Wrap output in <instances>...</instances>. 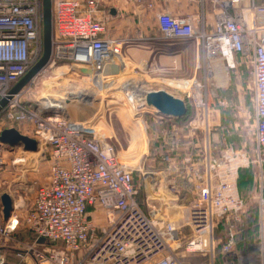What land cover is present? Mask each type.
I'll list each match as a JSON object with an SVG mask.
<instances>
[{
  "label": "built area",
  "instance_id": "obj_1",
  "mask_svg": "<svg viewBox=\"0 0 264 264\" xmlns=\"http://www.w3.org/2000/svg\"><path fill=\"white\" fill-rule=\"evenodd\" d=\"M115 1L153 12L164 40L192 38L202 49V70L208 74L213 59L234 69L238 58L252 57L256 143L264 164V0H198L199 4L210 2L216 10L212 26L160 9L157 0ZM52 7L54 47L49 64L65 62L90 69L94 73L87 76L95 80L114 77L104 73L111 64L123 70L128 39L113 31L123 8L105 0H52ZM42 52V0H0V103L7 99L0 106V124L4 119L10 124L29 122L38 147L47 149L49 167L48 181L37 187L24 215L13 203L11 215L5 219L0 194V264H215L217 222L247 202L236 191L234 175L239 166L233 157L220 159L214 183L209 174L194 179L197 197L188 219L169 220L170 215L161 214L163 205L175 204L180 191L177 181L169 180L168 170L158 172L154 181L147 176L153 199L140 200L135 182L138 162L123 161L92 125L39 115L23 100L25 88L9 98L13 86ZM162 80L174 87L171 81L183 84L195 78ZM204 98L197 100L196 108L206 105ZM8 128L0 126V136ZM172 132L169 145L178 148L181 138L175 129ZM2 144L0 141V170L4 165ZM171 159L163 158L169 164ZM260 200L263 205L264 197ZM154 208L161 212L154 214ZM21 218L33 239L19 237ZM41 238L45 242H39ZM234 250L233 239L222 248L228 254Z\"/></svg>",
  "mask_w": 264,
  "mask_h": 264
},
{
  "label": "rangeland",
  "instance_id": "obj_2",
  "mask_svg": "<svg viewBox=\"0 0 264 264\" xmlns=\"http://www.w3.org/2000/svg\"><path fill=\"white\" fill-rule=\"evenodd\" d=\"M105 1H112L124 10L113 23L116 35L128 39L124 53L143 47L152 50L155 44L163 40L155 24L153 12L144 11L123 1ZM174 3L177 4V9H191L189 1L187 6L183 1L176 0ZM223 63L220 59H213L211 74L201 69L195 82H184V87L176 86L174 82L173 87L152 74V61L144 70L147 72H142L138 62L127 57L126 66L121 69L120 74L98 80L84 75L77 66L57 62L45 67L25 87L23 100L40 104L46 100L45 97L88 92L87 101L91 108L84 111L74 106L71 112L76 113L75 116L87 115V122L99 134L107 137L123 161L135 165L138 162V167H135V182L142 188L143 201L148 199L150 202L153 199L147 176H151L154 181L158 172L168 170L169 180L177 181L175 183L180 191L179 200L175 204L167 202L163 205L162 212L157 211L164 214L163 216L170 215L169 220L174 221L175 217H180L182 221L188 219L191 204L197 197L194 179L199 175L209 174L214 183L220 159L232 156L234 163L239 166L234 175L236 191L247 202L242 209L228 212L217 222L214 230L216 254L222 251L221 243L226 244L230 239L234 240L235 245L248 238L259 241V232L264 228V204L260 200L264 197V164L261 163L256 143L254 64L249 56L238 58L237 67L234 69H226V64ZM200 83L202 88L196 86ZM170 84L172 85V81ZM133 85L145 91L164 90L184 100L188 106L195 107L197 100L201 96L205 97L206 105L195 107L196 110H193L189 120L191 125L184 129V137L179 134V138L186 144L184 148L169 145L173 127L160 124L157 118L142 112L144 100ZM0 126H10L31 138L35 137L32 125L27 121L10 124L4 119ZM46 152L45 147L28 151L23 144H2L4 165L0 170V194H9L13 203L19 206L18 211L22 215L31 208L37 187L48 181ZM166 156L172 158L171 164L163 160ZM20 224L22 229L18 234L21 232V238L32 239L33 233L24 229L25 218H21ZM260 258L262 259L261 253Z\"/></svg>",
  "mask_w": 264,
  "mask_h": 264
},
{
  "label": "water",
  "instance_id": "obj_3",
  "mask_svg": "<svg viewBox=\"0 0 264 264\" xmlns=\"http://www.w3.org/2000/svg\"><path fill=\"white\" fill-rule=\"evenodd\" d=\"M114 13V11H112ZM42 29H43V52L40 59L28 70V72L13 86L10 91L11 98L13 95L20 93L27 87L40 73L47 67L51 61L54 47V22H53V7L52 0H42ZM172 41V40H171ZM175 41V40H173ZM84 74L92 75L94 72L87 68H79ZM106 76L117 75L120 73L118 64L109 65L105 71ZM87 101V95L85 96ZM7 99L1 101L0 106L4 105ZM80 100L76 97H71L66 106L49 105L48 103L40 102L35 104L33 101H26V105L36 111L43 117H60L71 122L82 121L87 122L88 116L72 113L71 109L76 106L80 110L91 108V104L87 101L85 105H81ZM84 104V103H83ZM189 106L182 99L176 98L164 90L151 91L146 95V104L142 107V112L151 114L158 121L175 123L179 125H187L191 116H189ZM174 121V122H172ZM0 141L3 144L11 146L24 145L28 151H37L38 142L36 139L22 134L16 128L4 129L0 136ZM1 205L3 208L4 218L8 219L13 210V200L7 193L1 196ZM39 242H45L41 238Z\"/></svg>",
  "mask_w": 264,
  "mask_h": 264
},
{
  "label": "crops",
  "instance_id": "obj_4",
  "mask_svg": "<svg viewBox=\"0 0 264 264\" xmlns=\"http://www.w3.org/2000/svg\"><path fill=\"white\" fill-rule=\"evenodd\" d=\"M157 1V6L160 9L169 11L178 17H190L195 24L205 22L207 26H212L214 23L216 10L208 1L204 2L203 4H199L197 0H178L179 2L183 1L185 6H187L189 1L191 6L190 10L177 9V4L174 3L176 0H167V2L164 0ZM194 5H196V7H194ZM197 5H199V7ZM177 40L175 43L179 45L167 44V46H163L161 48L154 47L152 50L145 47L136 48L131 52L126 51L125 54L129 60H136L138 62V66H140L139 68H141L142 72L147 69L148 63L152 61L154 68H151V72L154 76L156 75L155 77L194 79L199 76V73L201 72V69L204 65L202 49L192 38H179ZM174 82L177 84L176 86H183V84L176 81H173L172 85H174ZM192 115L193 111H191V116ZM158 123L170 125L179 134H182V137H184V133L186 132L184 129H188L191 125L190 123L184 126L179 124L174 125L173 123L164 121H158ZM180 146L183 148L186 146L184 141H180L179 147ZM259 233V241H256L253 244L249 242V247L245 246L248 247L245 250H243V248L241 249L239 244H237L235 245V250L233 253L224 254L222 251H219L215 255V264H264V228H262ZM260 253L262 255V259L260 258Z\"/></svg>",
  "mask_w": 264,
  "mask_h": 264
},
{
  "label": "bare ground",
  "instance_id": "obj_5",
  "mask_svg": "<svg viewBox=\"0 0 264 264\" xmlns=\"http://www.w3.org/2000/svg\"><path fill=\"white\" fill-rule=\"evenodd\" d=\"M197 85H199V84H197ZM133 88L138 90L142 94L143 100L145 101V96L147 95L148 92L145 91L144 89H140V87H138L136 85H133ZM86 95H89V93L86 92V91H82V92L80 91V92H75V93L71 92V93H69V96H66V94H62V96H59V97H47L46 98L44 96L45 99H46L44 101V103H48L49 105L53 104V105H56V106H66L67 103L69 102V100L71 99V97H76V98H78L80 100L81 103L80 102L79 103L81 105H85L86 102H87V101H85L86 100V98H85ZM144 104H146V101L144 102ZM157 211H160V209H158V208L155 209L154 208V214H159Z\"/></svg>",
  "mask_w": 264,
  "mask_h": 264
},
{
  "label": "trees",
  "instance_id": "obj_6",
  "mask_svg": "<svg viewBox=\"0 0 264 264\" xmlns=\"http://www.w3.org/2000/svg\"><path fill=\"white\" fill-rule=\"evenodd\" d=\"M177 39H175V41H176ZM175 41H169V40H161V41H159L157 44H155V48H161V47H163V46H167V44H171V45H179V44H177V43H175ZM178 41V40H177ZM189 116H191V109H190V107H189ZM160 125V124H159ZM144 197H143V194H142V188H140V195H139V199L140 200H142ZM20 237H22V235L20 234ZM32 239L34 238L33 236L31 237ZM248 242V243H247ZM249 242L251 243V244H253L254 242H256V241H252V240H250L249 238L248 239H246V240H242V241H240V242H238V244H239V246H240V248L242 249L243 248V250H245V249H247L249 246H248V244H249ZM246 243V244H245ZM244 244V245H243ZM223 245H224V243H221V249H222V247H223ZM245 246H248V247H245ZM255 247V246H254ZM251 249V248H250ZM221 251V250H220ZM252 251H253V249H252ZM217 254V253H216ZM215 254V255H216ZM9 259H11V258H9Z\"/></svg>",
  "mask_w": 264,
  "mask_h": 264
}]
</instances>
